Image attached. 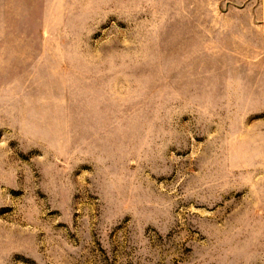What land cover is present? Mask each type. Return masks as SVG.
I'll return each instance as SVG.
<instances>
[{
	"label": "rangeland",
	"instance_id": "374dc122",
	"mask_svg": "<svg viewBox=\"0 0 264 264\" xmlns=\"http://www.w3.org/2000/svg\"><path fill=\"white\" fill-rule=\"evenodd\" d=\"M0 264H264V0H0Z\"/></svg>",
	"mask_w": 264,
	"mask_h": 264
}]
</instances>
